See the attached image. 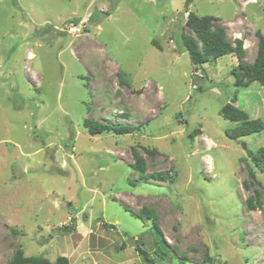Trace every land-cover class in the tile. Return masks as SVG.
<instances>
[{
	"label": "rangeland",
	"instance_id": "374dc122",
	"mask_svg": "<svg viewBox=\"0 0 264 264\" xmlns=\"http://www.w3.org/2000/svg\"><path fill=\"white\" fill-rule=\"evenodd\" d=\"M185 1L0 0V264H146L128 238L153 264H264V127L231 139L222 115L264 125V84L180 45L189 11L213 15L252 63L264 0Z\"/></svg>",
	"mask_w": 264,
	"mask_h": 264
},
{
	"label": "trees",
	"instance_id": "16d2710c",
	"mask_svg": "<svg viewBox=\"0 0 264 264\" xmlns=\"http://www.w3.org/2000/svg\"><path fill=\"white\" fill-rule=\"evenodd\" d=\"M191 0H186V5ZM213 15L199 16L193 11H189L185 20L184 26L190 27L194 35H188L183 31L180 32L181 47L186 51L196 66H202L208 58L221 57L227 54L235 53L239 59L238 65L232 71L235 77V82L243 87H246L250 82L258 81L264 84V35L256 31L258 40L257 55L252 63H245L243 58L244 50L242 48V42L238 39L235 40L233 46L226 38V33L221 26L213 24L215 20ZM200 42V44L198 43ZM222 115L238 123L233 129L227 130L226 134L231 139H237L239 137L256 133L263 129V122L259 118L251 119L245 110L239 109L234 104L226 103L222 107ZM83 125L87 128L90 134L96 133H115V134H127L131 133L135 127H132L123 123H101L98 121L85 119ZM191 136V135H190ZM135 163L133 167L140 173H143L144 167L141 158L134 151ZM256 165L264 168V148L258 149V151L252 155ZM252 173V172H251ZM251 209L254 207L248 201ZM108 227L113 225L106 224ZM138 242V239H136ZM139 256L145 261L146 264H153L148 252L137 244L136 248ZM51 264L48 260L39 256H24L21 250H17L10 264ZM53 264H69L68 259L64 257H57Z\"/></svg>",
	"mask_w": 264,
	"mask_h": 264
},
{
	"label": "water",
	"instance_id": "95a60500",
	"mask_svg": "<svg viewBox=\"0 0 264 264\" xmlns=\"http://www.w3.org/2000/svg\"><path fill=\"white\" fill-rule=\"evenodd\" d=\"M128 242H130V243L134 244L135 246H137V242H136L135 238H128Z\"/></svg>",
	"mask_w": 264,
	"mask_h": 264
},
{
	"label": "bare ground",
	"instance_id": "6f19581e",
	"mask_svg": "<svg viewBox=\"0 0 264 264\" xmlns=\"http://www.w3.org/2000/svg\"><path fill=\"white\" fill-rule=\"evenodd\" d=\"M209 162V161H208Z\"/></svg>",
	"mask_w": 264,
	"mask_h": 264
}]
</instances>
